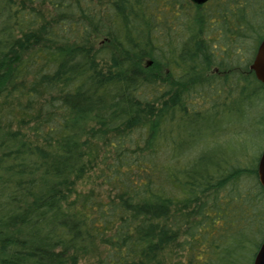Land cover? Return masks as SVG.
<instances>
[{
	"label": "trees",
	"instance_id": "trees-1",
	"mask_svg": "<svg viewBox=\"0 0 264 264\" xmlns=\"http://www.w3.org/2000/svg\"><path fill=\"white\" fill-rule=\"evenodd\" d=\"M263 39L264 0H0V264H253Z\"/></svg>",
	"mask_w": 264,
	"mask_h": 264
},
{
	"label": "rangeland",
	"instance_id": "rangeland-1",
	"mask_svg": "<svg viewBox=\"0 0 264 264\" xmlns=\"http://www.w3.org/2000/svg\"><path fill=\"white\" fill-rule=\"evenodd\" d=\"M264 107L259 109L255 108L253 110L254 114L252 116L258 117L256 118L260 122L257 126L251 127V120L249 115L247 114L245 117H240L239 112L231 113V115L225 114L223 119L225 121L229 120L228 116L239 119L240 127L245 133L248 131L247 137H245L246 143L250 146L255 156L259 155L262 148L264 147ZM240 129V130H241ZM227 141H236V138L231 140L229 137L226 139ZM103 254V248L100 247L94 252L83 254L80 256L79 264H98L99 258ZM181 257L180 252L176 248V245L170 244L167 246L163 252L158 256L156 264H172L174 261Z\"/></svg>",
	"mask_w": 264,
	"mask_h": 264
},
{
	"label": "water",
	"instance_id": "water-1",
	"mask_svg": "<svg viewBox=\"0 0 264 264\" xmlns=\"http://www.w3.org/2000/svg\"><path fill=\"white\" fill-rule=\"evenodd\" d=\"M197 4L206 3L209 0H192ZM151 63V62H149ZM257 79L264 84V39L260 42L255 57L250 65ZM258 174L261 184L264 186V150L262 151L258 162ZM253 264H264V240L257 251Z\"/></svg>",
	"mask_w": 264,
	"mask_h": 264
}]
</instances>
